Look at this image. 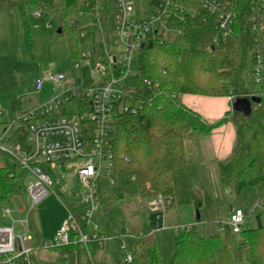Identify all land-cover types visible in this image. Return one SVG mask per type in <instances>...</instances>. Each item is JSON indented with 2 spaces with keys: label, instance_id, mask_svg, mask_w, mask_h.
<instances>
[{
  "label": "trees",
  "instance_id": "trees-1",
  "mask_svg": "<svg viewBox=\"0 0 264 264\" xmlns=\"http://www.w3.org/2000/svg\"><path fill=\"white\" fill-rule=\"evenodd\" d=\"M175 3L182 7V12L177 10L169 16L164 27L139 50V84L125 95L131 108L117 115L108 132L113 173L138 179L140 198L157 200L161 196L165 210L172 208L175 206L172 172L187 164L186 142L197 135H209L217 125L231 119L236 125V139L231 154L217 162L218 178L236 194L245 187H253L259 193L258 205L262 210L256 216V224L244 227L235 243L245 246L248 264H264V71L258 88L253 58L256 37L260 38L264 53V8L259 19L253 21V2L241 0L235 9L234 33L216 44L213 42L216 14L205 8L201 0H175ZM30 5L42 9L43 15L54 22L56 34L65 37L70 58L81 57L75 22L86 15L84 21L92 30L94 53H103L101 38L111 24L110 8L105 0H0V10L20 14L28 37L36 32L27 20ZM98 21L105 28L104 33ZM186 93L235 99L256 95L260 101L252 102L248 112L228 111L218 122L207 123L182 102ZM22 105L21 99L13 101V112L23 109ZM25 177L20 164L7 157L5 165L0 167V205L25 191ZM191 195L200 206L201 192L195 188ZM70 199L77 223L88 232L77 191ZM144 237L134 241L132 264H161L156 245L147 244ZM90 245L92 253H98L102 247L94 242ZM61 248L72 264L76 256L81 263L85 254L81 243ZM93 262L86 260V264H103L94 257ZM167 264L239 263L231 244L218 234L201 233L196 224L175 237L174 251Z\"/></svg>",
  "mask_w": 264,
  "mask_h": 264
},
{
  "label": "rangeland",
  "instance_id": "rangeland-1",
  "mask_svg": "<svg viewBox=\"0 0 264 264\" xmlns=\"http://www.w3.org/2000/svg\"><path fill=\"white\" fill-rule=\"evenodd\" d=\"M114 1L105 0L110 12L114 11ZM133 1L136 6L134 17H145V0ZM152 1L156 4L158 0ZM35 10L36 7L32 5L27 7V20L36 31L32 32L30 37L18 12L0 10V110L3 111L0 116V138L4 135V129L9 128L10 120L14 117L13 101L21 99L22 107L26 108L54 94L56 84L49 81L45 83L40 94L35 91L34 83L38 77L47 78L49 74L63 72L69 79H75L76 83L97 85L107 75V68L105 66L101 68L99 59L94 53L92 30L84 21L86 15L76 19L75 25L78 28L79 47L81 51L89 53V62L79 58H70L65 37L56 34L52 20L43 14L37 16ZM48 23H53V25L48 27ZM116 38V33L111 31L109 51L121 57L123 47L115 43ZM128 56L131 58L128 74L122 78L120 66L114 68L112 73L115 80L122 79L126 88L133 90L140 80L139 51L128 53ZM82 105L77 98L66 103V115L71 118L89 116L90 109L85 108L81 112ZM6 160L7 156L0 151V167L5 165ZM70 165L76 164L67 163L65 165L67 169L59 174L61 183L55 184L53 192L29 213L27 210L31 204L27 199L26 189L34 181L31 175L24 179L25 191L14 194L10 202L0 207V214L5 215L0 223L2 225L13 224L16 234L26 231L25 221L29 218L28 234L35 247L37 264H72L67 254L61 247L56 246L54 241L57 230L67 219V207L71 208L72 192L79 189V183L74 175L75 167H70ZM102 167L104 170L107 167L106 160L102 161ZM26 174L27 171H25ZM187 174L184 168L172 172L175 206L164 212L156 200L142 199L137 196L138 179H133L130 175L114 174L116 181L115 184H111L108 175L102 173L95 180L100 196V209L92 219L90 229H93L96 224L101 231L110 229L115 231L119 227L118 231L122 229V233H125L128 227L132 233L145 234V242L149 245H156L157 252L161 255V264H167L174 251L175 237L188 226L198 224L201 233L218 234L223 241L231 244L232 253L239 264H248L245 246L235 243V240L240 239V234H234L228 225H225L223 231L219 227L228 220L234 208H242L248 216L245 228L254 226L256 216L262 210L258 205L260 195L257 190L253 187H245L240 194H236L231 186L220 183L217 173L205 174L206 180H209L206 186L203 183L194 185L195 181ZM195 188L202 194L200 206H197L191 195L192 189ZM4 207L10 208L9 214L6 213ZM105 212H108V218L105 217ZM197 214L200 215L199 219ZM126 240L129 252L133 253L135 239L126 238ZM119 242L114 240V247L108 254L105 245L98 253L93 252L94 260L97 263L103 262V264H125L121 260L122 251L119 248ZM90 248H92L91 245ZM86 260L87 257L83 254L80 264H86Z\"/></svg>",
  "mask_w": 264,
  "mask_h": 264
},
{
  "label": "built area",
  "instance_id": "built-area-1",
  "mask_svg": "<svg viewBox=\"0 0 264 264\" xmlns=\"http://www.w3.org/2000/svg\"><path fill=\"white\" fill-rule=\"evenodd\" d=\"M241 0H201L203 6L216 14L214 43L225 39L234 33V23ZM253 3V21L259 19L261 8H264V0H251ZM135 4L133 0H115L114 11L111 13V24L107 32L101 38L102 54L96 55L102 67L107 68V75L97 85H84L71 80L63 72L49 74L47 78L38 77L34 83L35 91L40 94L46 82L55 85L54 94L46 99L39 100L34 105L13 112L8 129H4V135L0 138V151L10 159L20 164L26 177H34L26 189L27 199L30 200L29 213L39 202L53 192V186L60 184L59 174L65 171L67 163L75 167L74 175L79 183L77 198L82 205L81 217L90 225L96 212L100 209V196L96 189L95 180L102 173H106L111 184H115L113 176L112 152L108 141V132L121 112L131 108L125 95L129 89L122 83V79L115 80L113 69L121 67L120 74L123 78L130 70V56L135 50H140L141 44L154 38L159 28H163L165 21L177 10L182 12V7L175 0H158L156 4L152 0H145L146 16L134 17ZM35 14L41 16L42 9L36 8ZM48 27L52 24L48 23ZM257 27V24L255 28ZM100 28H105L100 23ZM111 31L116 33L115 43L123 47V56L117 57L109 51ZM254 80L259 88L263 80L264 53L260 38L256 37L253 47ZM90 55L81 52V60L89 62ZM149 84V81H147ZM148 87V86H146ZM77 98L83 105L82 111L89 108V116L71 118L66 115L65 105ZM84 109V110H83ZM3 111L0 110V116ZM90 124L93 127L90 128ZM24 138V139H23ZM107 161L105 170L102 161ZM134 179V177H133ZM165 212L162 197L156 200ZM0 207H2L0 205ZM6 213H10L9 207H4ZM5 215L0 214V221ZM248 216L242 208H235L226 222L219 229L225 230L228 225L234 234L243 231ZM26 231L16 234L14 225H2L0 223V264H37L35 247L32 238L28 234L29 218L25 221ZM76 235L73 236V233ZM144 236L127 231L121 235H108L98 231L95 225L93 229L85 232L77 223L76 212L67 207V219L57 230L54 241L56 246L81 243L85 256L92 260L93 256L90 243H98L103 247L107 242L119 240V248L122 251L121 260L125 264L134 262V252H129L126 238L135 240ZM54 246V247H56ZM76 253V252H75ZM94 263V262H93ZM73 264H79L76 259Z\"/></svg>",
  "mask_w": 264,
  "mask_h": 264
},
{
  "label": "crops",
  "instance_id": "crops-1",
  "mask_svg": "<svg viewBox=\"0 0 264 264\" xmlns=\"http://www.w3.org/2000/svg\"><path fill=\"white\" fill-rule=\"evenodd\" d=\"M181 99L188 108L200 114L202 119L207 123H216L225 117L228 111L233 110V104L236 101L233 96H205L190 93L183 94ZM235 139L236 125L231 119H227L217 125L209 135H197L186 142L187 164L183 168L187 171V175L195 181L194 185L203 183L206 186V184H208L207 181L209 182V180H206L205 174H218V172H216L217 162L227 158L231 154ZM177 170L181 169H176L173 172H176ZM73 193L74 192H72V194ZM234 209H232L231 212ZM105 217H109L108 212H105ZM126 229L129 231L128 227H126ZM118 230L119 227L115 229V231L112 229L107 231H101L98 229L99 232L108 235L121 234L122 229H120V231ZM144 236L146 235L144 234ZM113 243L114 240L105 244L107 254L111 252L114 247Z\"/></svg>",
  "mask_w": 264,
  "mask_h": 264
},
{
  "label": "water",
  "instance_id": "water-1",
  "mask_svg": "<svg viewBox=\"0 0 264 264\" xmlns=\"http://www.w3.org/2000/svg\"><path fill=\"white\" fill-rule=\"evenodd\" d=\"M145 44H141V48H144ZM146 92H149V87H146ZM260 98L256 95H253L251 98L246 97H239L236 99L235 103L233 104V110L248 112L251 110L252 102L258 103ZM200 215L197 214V218L199 219Z\"/></svg>",
  "mask_w": 264,
  "mask_h": 264
}]
</instances>
